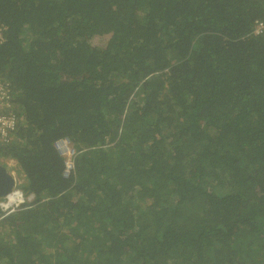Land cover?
<instances>
[{"label":"trees","instance_id":"obj_1","mask_svg":"<svg viewBox=\"0 0 264 264\" xmlns=\"http://www.w3.org/2000/svg\"><path fill=\"white\" fill-rule=\"evenodd\" d=\"M257 21L264 0H0V160L36 197L0 264H264Z\"/></svg>","mask_w":264,"mask_h":264},{"label":"built area","instance_id":"obj_2","mask_svg":"<svg viewBox=\"0 0 264 264\" xmlns=\"http://www.w3.org/2000/svg\"><path fill=\"white\" fill-rule=\"evenodd\" d=\"M3 30L0 27V41H2ZM253 32L256 35L262 34L264 32V21H257L254 24ZM0 106L2 108V115H0V138L4 142H9L10 133L18 129L20 119L18 114L13 113V111L7 113L6 109L10 106L9 102L0 99ZM56 145L65 160L66 169L64 176L68 177L71 172L75 171L74 159L77 156V152L65 140L59 141ZM35 203V194H27L16 185L10 193L0 197V221L24 208L33 207Z\"/></svg>","mask_w":264,"mask_h":264},{"label":"water","instance_id":"obj_3","mask_svg":"<svg viewBox=\"0 0 264 264\" xmlns=\"http://www.w3.org/2000/svg\"><path fill=\"white\" fill-rule=\"evenodd\" d=\"M17 185V178L11 175L6 167L0 166V197L10 193Z\"/></svg>","mask_w":264,"mask_h":264},{"label":"rangeland","instance_id":"obj_4","mask_svg":"<svg viewBox=\"0 0 264 264\" xmlns=\"http://www.w3.org/2000/svg\"><path fill=\"white\" fill-rule=\"evenodd\" d=\"M0 163H1L0 166L6 167V169L8 170V172L11 175L15 176V178H17V184H18V177H17V169H18V166H17V163L14 160H0Z\"/></svg>","mask_w":264,"mask_h":264},{"label":"bare ground","instance_id":"obj_5","mask_svg":"<svg viewBox=\"0 0 264 264\" xmlns=\"http://www.w3.org/2000/svg\"><path fill=\"white\" fill-rule=\"evenodd\" d=\"M12 166V165H11Z\"/></svg>","mask_w":264,"mask_h":264}]
</instances>
